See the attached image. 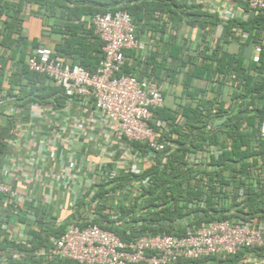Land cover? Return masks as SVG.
Returning a JSON list of instances; mask_svg holds the SVG:
<instances>
[{
    "label": "built area",
    "instance_id": "built-area-1",
    "mask_svg": "<svg viewBox=\"0 0 264 264\" xmlns=\"http://www.w3.org/2000/svg\"><path fill=\"white\" fill-rule=\"evenodd\" d=\"M240 1L246 6L241 20L264 9V0ZM183 2L214 4L212 0ZM218 10L225 21L234 17L227 7ZM88 23L102 42L103 57L94 72L42 45L27 58V69L46 76L62 99L17 104L6 96L7 89L0 91V109L17 117L24 114L28 121L18 127L29 135V144L43 148L40 163L27 160L15 177H0V264H181L264 247V218L213 220L185 226L181 235L146 233L127 240L94 222L89 209L96 203H88L87 193L93 194L95 183L114 181L120 172L140 174L166 146L153 116L154 110L164 107L161 85L133 74L120 75L125 51H134L141 61L148 51L136 35L131 16L123 10L95 13ZM260 51L256 46L255 63ZM258 133L264 140V121ZM8 141V147L15 149V135L12 143ZM132 144L146 147L149 154L143 156ZM208 147L189 154L188 160L199 164ZM210 151L216 157L221 152ZM90 152L99 156L98 161L89 159ZM142 162L146 165L141 169ZM148 185V177L131 181L110 198L114 205L118 199L124 204L128 195ZM55 194L59 199L51 203ZM61 209L71 216L62 228L55 217ZM45 239L43 245L35 243ZM238 264H264V256L246 253Z\"/></svg>",
    "mask_w": 264,
    "mask_h": 264
},
{
    "label": "trees",
    "instance_id": "trees-1",
    "mask_svg": "<svg viewBox=\"0 0 264 264\" xmlns=\"http://www.w3.org/2000/svg\"><path fill=\"white\" fill-rule=\"evenodd\" d=\"M49 1L19 0L15 4L0 0V15L5 13L7 16L0 22L3 25L0 47L7 50H0V91L5 84L9 85L6 96H9L8 90L16 85L20 90L19 97H26L27 101L50 103L62 99L61 91L44 84L48 80L46 76L27 69L22 51L16 54L15 50L20 45H27L17 28L24 2L45 5L50 14L55 13V7H61L66 11L67 19L71 10L76 19L123 10L131 16L137 37L138 26L148 24L155 13H160L165 17L159 18L160 21L172 26L183 22L204 28L223 22L225 43L228 37L233 36L231 32L237 29L247 34L246 45L262 47L264 41V9L246 20L233 17L223 21L218 15L206 11L204 5L187 4L182 0H63V4L58 0ZM243 9L246 10V6ZM63 29L54 32L62 38L54 52L94 72L103 53L102 42L94 35L92 27L89 25L84 32L74 25H66ZM11 45L15 48L12 49ZM125 52L135 53L131 50ZM213 54L209 59L217 58V76L229 77L235 83L230 104L225 107L218 96L217 103L214 100H197L182 114L180 123L164 107L154 110V119L164 121L166 128L175 135L172 138L161 134L165 140V151L156 154L153 162L140 174L120 172L114 181L100 180L93 186V194L87 193L88 203H96L89 209L94 222L123 240L146 233L181 235L185 233V226L198 227L213 220L264 218V140L258 133V126L264 121V78L256 81L254 77L262 74L264 52L261 51L256 64H249L247 68L240 55L230 54L220 47L217 54ZM124 66L125 63L120 75L131 74ZM210 72L211 66L194 64L187 75V85L193 78L207 77ZM21 80L25 83L20 84ZM200 93L197 90L190 100L194 101ZM8 130V127L0 126V162ZM210 144L219 146L221 152L217 158H204L197 165L188 160L189 154ZM132 145L139 148L143 156L149 154L146 147ZM144 177L149 179L147 187L136 195H128L126 203L120 204L121 199H118L119 203L113 204L110 197L115 191L125 189L131 181ZM240 189L242 195L238 194ZM1 208L0 205V212ZM45 242L38 240L35 243L43 245ZM263 251L264 247L245 250L235 256L211 257L181 264H237L246 253L257 255Z\"/></svg>",
    "mask_w": 264,
    "mask_h": 264
},
{
    "label": "crops",
    "instance_id": "crops-1",
    "mask_svg": "<svg viewBox=\"0 0 264 264\" xmlns=\"http://www.w3.org/2000/svg\"><path fill=\"white\" fill-rule=\"evenodd\" d=\"M1 1L2 3L8 2L16 4L19 0ZM51 1L55 0H50L49 2ZM58 1V3H64L63 0ZM212 1H214V4L211 7L206 6L205 8L207 10L203 6L204 10L218 15V18L223 21L225 20L222 19L218 8H222L223 6L231 9L233 16L239 19L242 13L241 10L245 5L240 0ZM54 12V14H50L46 9V6L41 4L39 5L24 2L22 5L21 11L18 15L19 22L17 23V28L27 45H20L17 49L19 51H15L17 55H19L20 51H22L25 65L27 58L31 55L36 44H40L54 51L55 46L62 42L61 36L54 33L60 28L63 29L66 25H74L78 27L80 32H84L83 30L89 26L88 18L90 16H81L79 19H76L73 13H71L73 10H71L67 19L65 15L66 11L61 7H55ZM61 12L62 15H60ZM6 19L7 16L5 13L0 15V22H3ZM2 29L3 25L0 23V31ZM138 30V37L145 44L148 50L146 59L141 61L135 53L125 52L124 69L137 76L139 79L149 78L157 81L161 85L163 92L164 108L172 113L173 116L175 115V119L179 123L183 120L182 114L186 111L188 106H194L197 100H203V102L214 100L217 103L218 96L219 100L224 103L225 107L230 104L231 96L235 90V83H233L229 77H223L222 75H219L218 77L217 58L213 61L209 59L214 55L213 53L217 54V49L219 47L221 50L230 54L240 55L243 65L246 68L249 64H256L252 59L255 46L245 44L247 41V34L242 33L238 29L234 30L231 32V35L233 36L228 37L225 43L224 40L226 38L223 36V22L204 28L190 26L183 22L172 26L171 23H162L159 17L153 15L151 21H149L148 24L139 25ZM63 31L65 30L63 29ZM11 46L12 49L15 48V46ZM4 49L5 48L0 47V50ZM261 49V51L264 52V41ZM17 55L15 60H17ZM194 64L207 67L211 66V72L207 77H203L201 79L193 78L187 85V75H189ZM254 77L256 81H260L264 78V68L262 69V74H255ZM217 81L219 82L218 84ZM20 82V84L25 83L24 80H21ZM44 84L55 87L49 80H45ZM3 88L9 89V85L5 84ZM197 90H200L201 93L196 95V99H194V101H191L190 96L195 95ZM8 92L9 97L14 99L13 102L16 101L17 104L27 103L26 97H19L20 90L18 86L15 85L12 90H8ZM27 121V117H25L24 114L17 117L10 115L8 110L6 111L0 109V126L9 128V135L5 140L1 154L0 177L2 178L6 179L7 175H11L12 178L13 176L15 177L18 175L21 171V164L27 160L31 161L34 159L38 163L41 162L43 148L37 146L36 144H29V135L23 133L18 127V124L23 125L26 124ZM157 121L158 124L156 129L158 131L162 132V134H168L170 137L175 138V135L172 133L173 131L166 128L167 126L164 121ZM215 124L217 125V121ZM88 128L89 126L86 125L87 131ZM246 128L253 129L251 126H246ZM14 135L17 139V143L13 142V145L16 146V150L10 149L7 145L9 139L10 143H12ZM212 148L214 150L215 148H219V146L210 144L208 147L209 150L205 154V158L210 156L217 158L214 156L213 152L210 151ZM14 157H16V159ZM98 157L99 156L97 154H93V152L89 153V159L93 162L98 161ZM139 165L142 169L145 168L146 164L142 162ZM41 180L45 181L43 178H41ZM56 196L57 194H55V196L53 195L51 203L59 199ZM66 197L63 198L64 202H67ZM55 217L56 220L59 221L62 228L64 223L71 216L69 215L68 210L61 209ZM262 255L264 256V251ZM236 263L238 264V262Z\"/></svg>",
    "mask_w": 264,
    "mask_h": 264
}]
</instances>
